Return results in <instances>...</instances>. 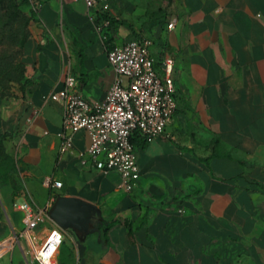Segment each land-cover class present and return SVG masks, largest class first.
Masks as SVG:
<instances>
[{"label":"crops","instance_id":"obj_1","mask_svg":"<svg viewBox=\"0 0 264 264\" xmlns=\"http://www.w3.org/2000/svg\"><path fill=\"white\" fill-rule=\"evenodd\" d=\"M27 1L26 78L0 98V134L10 135L21 182L0 191V242L24 228L17 205L52 209L73 197L101 216L86 235L51 221L39 227V244L63 232L60 264H264V0H103L106 13L85 0ZM103 17L111 21L105 38ZM133 18L139 31L129 39L123 25ZM135 37L151 40L160 73L173 60L178 108L165 137L137 135L141 180L128 193L118 172L81 164L90 145L84 130L61 152L64 103L43 97L71 74L88 101H102L115 80L108 50ZM48 179L63 187L51 189ZM22 241L31 249L21 239L7 264H37Z\"/></svg>","mask_w":264,"mask_h":264},{"label":"built area","instance_id":"obj_2","mask_svg":"<svg viewBox=\"0 0 264 264\" xmlns=\"http://www.w3.org/2000/svg\"><path fill=\"white\" fill-rule=\"evenodd\" d=\"M85 2L95 13L109 10V3L103 0ZM110 25V19L105 17L98 24L97 30L103 38L104 30ZM167 27L173 29L175 22ZM151 45V40L135 37L108 50L115 80L100 102L88 101L71 74L66 77L64 89L43 97L45 101L64 103L61 152L70 150L74 133L84 130L90 145L80 155L81 164L91 165L104 174L118 172L121 188L128 193L136 190L141 180L135 136L139 135L147 142L165 137L167 126L173 122L178 108L172 77L173 60L166 59L163 73H160L151 54ZM47 184L55 190L63 187V183L55 179H48ZM17 209L24 213V228L19 233L13 231L10 239L0 242V264L21 239L27 240L32 259L37 264H60L58 252L63 243V232H48L42 244L37 235L42 224L53 222L51 207L39 208L25 202L17 205Z\"/></svg>","mask_w":264,"mask_h":264},{"label":"trees","instance_id":"obj_3","mask_svg":"<svg viewBox=\"0 0 264 264\" xmlns=\"http://www.w3.org/2000/svg\"><path fill=\"white\" fill-rule=\"evenodd\" d=\"M27 1V0H26ZM28 2V1H27ZM33 12L27 13L17 0H0V98L6 99L12 96V88L15 84H21L27 73L23 62L24 47L30 38V23ZM10 135L0 134V158L10 164L16 178L20 180L18 165L8 154L5 141ZM138 136L134 142L138 144ZM147 142V141H146ZM146 142L140 143L144 147ZM139 146V145H138ZM14 180V184L18 183ZM16 185V184H15ZM62 247V245H61ZM65 252L72 254L66 247Z\"/></svg>","mask_w":264,"mask_h":264},{"label":"water","instance_id":"obj_4","mask_svg":"<svg viewBox=\"0 0 264 264\" xmlns=\"http://www.w3.org/2000/svg\"><path fill=\"white\" fill-rule=\"evenodd\" d=\"M50 215L61 229L73 228L86 235L85 227L101 216V211L96 205L82 199L60 197L54 203Z\"/></svg>","mask_w":264,"mask_h":264},{"label":"rangeland","instance_id":"obj_5","mask_svg":"<svg viewBox=\"0 0 264 264\" xmlns=\"http://www.w3.org/2000/svg\"><path fill=\"white\" fill-rule=\"evenodd\" d=\"M21 5L22 8L24 10H26V5H27V1L26 0H17ZM134 18L135 16L138 17L139 20V10L137 9H133L132 14H131ZM133 18V20L131 21V23H127L125 25H123L126 29H128V37L129 39L132 38L133 36L137 35L138 31H139V23H137V21ZM125 36V35H123ZM16 178L15 172L12 168V166L10 164L5 163L4 161L1 160L0 158V191L4 190V191H17L19 188H21V182L18 179H14ZM15 181H17L18 183H13ZM2 198H0V209L2 208ZM19 233V231H17ZM22 246L23 249H25L27 256H33L31 249L27 248L25 243L22 241ZM29 247V246H28ZM18 251V249L16 250ZM30 252V254H29ZM7 258V257H6ZM6 258L3 261V264H7V260Z\"/></svg>","mask_w":264,"mask_h":264}]
</instances>
